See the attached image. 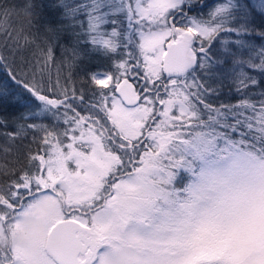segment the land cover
<instances>
[{
  "label": "snow or ice",
  "instance_id": "6c2138e0",
  "mask_svg": "<svg viewBox=\"0 0 264 264\" xmlns=\"http://www.w3.org/2000/svg\"><path fill=\"white\" fill-rule=\"evenodd\" d=\"M36 7L0 0V223L66 191L65 264H264V0Z\"/></svg>",
  "mask_w": 264,
  "mask_h": 264
},
{
  "label": "rangeland",
  "instance_id": "374dc122",
  "mask_svg": "<svg viewBox=\"0 0 264 264\" xmlns=\"http://www.w3.org/2000/svg\"><path fill=\"white\" fill-rule=\"evenodd\" d=\"M68 199L66 191H58L50 201L49 211L46 213L47 227L41 218L33 216L22 217L15 225H8L5 230L0 223V247L10 246L14 253L24 257L29 264H53L45 253L44 241L46 231L59 218L60 210ZM25 241H31L32 249L24 246ZM44 255V256H43Z\"/></svg>",
  "mask_w": 264,
  "mask_h": 264
},
{
  "label": "trees",
  "instance_id": "16d2710c",
  "mask_svg": "<svg viewBox=\"0 0 264 264\" xmlns=\"http://www.w3.org/2000/svg\"><path fill=\"white\" fill-rule=\"evenodd\" d=\"M9 2H11V0H9ZM35 2H36L37 7H36V15L34 17L33 22H34L37 30H42L46 23L51 22L53 19H56L57 17H53L52 15H50L51 0H35ZM207 2L209 3V5H211L215 2V0H207ZM22 18L31 19V16H30V14L23 15V13H22ZM58 18H60V17H58ZM61 42L66 44V45H70L71 40L68 37L67 33H62ZM57 58L59 59V49L57 50ZM54 72H55V69L53 68V73ZM25 111H26V109L24 108L23 105L18 106L16 108L9 109L10 118H14L15 116H19V115H21V113H23ZM28 122L30 123L31 121H28ZM42 122L50 123L51 121H50V118L45 117L42 119ZM31 139H32V133L29 132L26 135V139L23 140L22 142L25 145H27V143L29 141H31ZM33 147H35V146L33 145ZM6 159L7 158L2 153H0V166H2L5 163ZM24 163H26V162L21 161V164H19L17 166L20 167Z\"/></svg>",
  "mask_w": 264,
  "mask_h": 264
},
{
  "label": "water",
  "instance_id": "95a60500",
  "mask_svg": "<svg viewBox=\"0 0 264 264\" xmlns=\"http://www.w3.org/2000/svg\"><path fill=\"white\" fill-rule=\"evenodd\" d=\"M50 228L46 231V239L44 240L46 251L56 262L63 263L64 257L62 249L59 248L60 245L56 242L55 233L50 231Z\"/></svg>",
  "mask_w": 264,
  "mask_h": 264
},
{
  "label": "flooded vegetation",
  "instance_id": "af4514ba",
  "mask_svg": "<svg viewBox=\"0 0 264 264\" xmlns=\"http://www.w3.org/2000/svg\"><path fill=\"white\" fill-rule=\"evenodd\" d=\"M57 220V219H56ZM2 224V223H1ZM2 226H3V228L5 229V230H7V227H5L3 224H2ZM51 227V226H50ZM47 233V232H46ZM45 239H46V237H45ZM44 241V240H43ZM44 248H45V243H44ZM47 249L45 248V250H43V251H45V253L49 256V259H50V261L53 263V264H63V263H59V261L58 262H56L55 261V259L54 258H52L51 256H50V254L46 251ZM44 256V255H43Z\"/></svg>",
  "mask_w": 264,
  "mask_h": 264
},
{
  "label": "clouds",
  "instance_id": "9594fccd",
  "mask_svg": "<svg viewBox=\"0 0 264 264\" xmlns=\"http://www.w3.org/2000/svg\"><path fill=\"white\" fill-rule=\"evenodd\" d=\"M32 243L33 242H31V241H25L24 242V246L27 247V248H29L30 250H33L32 249ZM59 248H61V246H59ZM63 264H65V261L63 262Z\"/></svg>",
  "mask_w": 264,
  "mask_h": 264
}]
</instances>
